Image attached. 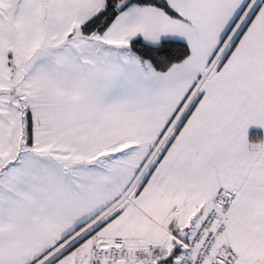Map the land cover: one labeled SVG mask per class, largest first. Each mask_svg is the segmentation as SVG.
<instances>
[{"label":"snow or ice","instance_id":"obj_1","mask_svg":"<svg viewBox=\"0 0 264 264\" xmlns=\"http://www.w3.org/2000/svg\"><path fill=\"white\" fill-rule=\"evenodd\" d=\"M0 264H264V0H0Z\"/></svg>","mask_w":264,"mask_h":264}]
</instances>
